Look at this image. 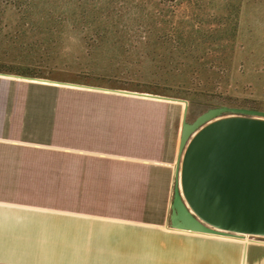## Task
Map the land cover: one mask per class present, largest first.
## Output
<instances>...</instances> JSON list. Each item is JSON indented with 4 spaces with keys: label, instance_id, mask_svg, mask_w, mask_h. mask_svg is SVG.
Segmentation results:
<instances>
[{
    "label": "rangeland",
    "instance_id": "obj_1",
    "mask_svg": "<svg viewBox=\"0 0 264 264\" xmlns=\"http://www.w3.org/2000/svg\"><path fill=\"white\" fill-rule=\"evenodd\" d=\"M25 1L0 10V118L28 139H60L67 123L131 128L144 150L162 139L172 197L184 103L113 91L187 97V122L216 106L264 112V0Z\"/></svg>",
    "mask_w": 264,
    "mask_h": 264
},
{
    "label": "crops",
    "instance_id": "obj_2",
    "mask_svg": "<svg viewBox=\"0 0 264 264\" xmlns=\"http://www.w3.org/2000/svg\"><path fill=\"white\" fill-rule=\"evenodd\" d=\"M8 121L0 118V264H264L255 237L168 227L162 139L144 150L131 128L67 123L45 142Z\"/></svg>",
    "mask_w": 264,
    "mask_h": 264
},
{
    "label": "water",
    "instance_id": "obj_3",
    "mask_svg": "<svg viewBox=\"0 0 264 264\" xmlns=\"http://www.w3.org/2000/svg\"><path fill=\"white\" fill-rule=\"evenodd\" d=\"M113 92L185 105L170 204L171 230L264 238L263 111L216 106L187 122L186 101Z\"/></svg>",
    "mask_w": 264,
    "mask_h": 264
},
{
    "label": "trees",
    "instance_id": "obj_4",
    "mask_svg": "<svg viewBox=\"0 0 264 264\" xmlns=\"http://www.w3.org/2000/svg\"><path fill=\"white\" fill-rule=\"evenodd\" d=\"M162 1H166V0H162ZM167 1H173V0H167ZM26 2L25 0H0V10H23L22 12H24L25 10H27V8H23L21 9V7L26 6L27 4L24 3ZM25 75V74H23ZM149 93H153V94H160V95H164V96H169V97H173V98H177V99H185V100H189L187 97H182L179 94L175 93L173 95L167 94V93H156V91H147Z\"/></svg>",
    "mask_w": 264,
    "mask_h": 264
},
{
    "label": "bare ground",
    "instance_id": "obj_5",
    "mask_svg": "<svg viewBox=\"0 0 264 264\" xmlns=\"http://www.w3.org/2000/svg\"><path fill=\"white\" fill-rule=\"evenodd\" d=\"M179 180V179H178Z\"/></svg>",
    "mask_w": 264,
    "mask_h": 264
}]
</instances>
